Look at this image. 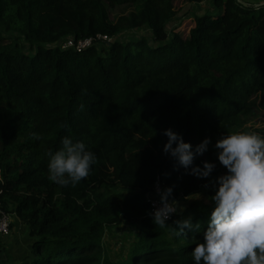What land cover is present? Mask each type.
I'll use <instances>...</instances> for the list:
<instances>
[{
  "label": "trees",
  "instance_id": "1",
  "mask_svg": "<svg viewBox=\"0 0 264 264\" xmlns=\"http://www.w3.org/2000/svg\"><path fill=\"white\" fill-rule=\"evenodd\" d=\"M175 1L0 0V210L28 228L25 264H195L216 178L227 173L215 143L258 132L247 122L264 111V0H210L216 9L193 11L187 36L167 31ZM143 26L148 35L124 37ZM168 128L193 150L210 138L194 160L215 164L208 177L164 153ZM65 136L97 157L75 187L48 179L47 153ZM155 179L173 199L205 190L167 221L191 216L198 230L177 236L153 223L145 193ZM125 223L136 228L126 258L104 243L107 229ZM0 264H15L1 240Z\"/></svg>",
  "mask_w": 264,
  "mask_h": 264
},
{
  "label": "clouds",
  "instance_id": "2",
  "mask_svg": "<svg viewBox=\"0 0 264 264\" xmlns=\"http://www.w3.org/2000/svg\"><path fill=\"white\" fill-rule=\"evenodd\" d=\"M163 134L168 137L164 153L170 154L188 174L203 178L214 170L215 164L209 161H204L203 167L194 164L195 158L207 150L210 138L193 150L182 134L171 128L163 130ZM33 136L39 139L37 134ZM61 144L59 150L47 153L48 179L60 186L75 187L90 175L97 157L82 141H74L70 136H65ZM215 148L227 173L216 178L218 187L210 197L215 207L203 242L196 244L192 257L195 264H264V135H224L216 141ZM157 191L160 207L150 213L157 227H169L177 236L186 228L199 229V222L193 225L191 216L175 220L176 227L169 225L171 215L183 209L175 199L169 200L171 187Z\"/></svg>",
  "mask_w": 264,
  "mask_h": 264
},
{
  "label": "rangeland",
  "instance_id": "3",
  "mask_svg": "<svg viewBox=\"0 0 264 264\" xmlns=\"http://www.w3.org/2000/svg\"><path fill=\"white\" fill-rule=\"evenodd\" d=\"M259 1V0H256ZM176 15L167 24V31H178L182 36H187L188 30L194 24L193 11L210 10L213 11L216 8L210 5V0H204L202 3H189L182 2L181 0L175 1ZM131 6L121 7L122 11L129 10ZM110 11L116 12L117 9L111 8ZM124 37H133L132 35H148L149 30L143 26L137 29L125 31ZM27 49V47H25ZM247 125L255 127L259 133H264V111H259L257 115L253 116ZM120 189L119 186L116 187ZM206 195L205 190L202 188L194 193L186 196H180L175 199L178 202L179 207H185L190 201L204 198ZM171 198V197H170ZM10 221L12 227L6 236H0V240L4 244L8 253L11 254L12 261L15 264H25L26 257L31 255V243L32 237L29 235L26 224L21 222L14 214L10 213ZM136 228L130 224H122L114 226L112 229H107L104 234L105 250L111 255L119 254L118 256L126 258L128 256V249L131 241L134 239Z\"/></svg>",
  "mask_w": 264,
  "mask_h": 264
},
{
  "label": "built area",
  "instance_id": "4",
  "mask_svg": "<svg viewBox=\"0 0 264 264\" xmlns=\"http://www.w3.org/2000/svg\"><path fill=\"white\" fill-rule=\"evenodd\" d=\"M97 37H101L102 39H106L105 41L110 40V37L106 36L105 34H97ZM92 41H93V37H91V36L80 38V39H78V41L76 43V47L81 48V47L87 46V45L91 44ZM61 44H62V46L72 45L73 39L68 38V39L62 41ZM166 187L167 186L164 185V183H162L160 180L155 179L151 190H149L145 193V199L149 203L151 212H153L155 208L160 207V196H159L157 189L158 188L164 189ZM170 197H169V200H172L173 198L172 197L170 198ZM9 222H10L9 213H6V212L0 210V235H4V234L9 233Z\"/></svg>",
  "mask_w": 264,
  "mask_h": 264
}]
</instances>
